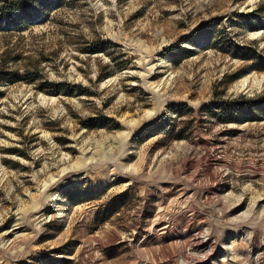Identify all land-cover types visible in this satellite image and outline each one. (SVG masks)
Wrapping results in <instances>:
<instances>
[{"label": "rangeland", "instance_id": "rangeland-1", "mask_svg": "<svg viewBox=\"0 0 264 264\" xmlns=\"http://www.w3.org/2000/svg\"><path fill=\"white\" fill-rule=\"evenodd\" d=\"M5 1L0 264H264V0Z\"/></svg>", "mask_w": 264, "mask_h": 264}, {"label": "bare ground", "instance_id": "bare-ground-1", "mask_svg": "<svg viewBox=\"0 0 264 264\" xmlns=\"http://www.w3.org/2000/svg\"><path fill=\"white\" fill-rule=\"evenodd\" d=\"M149 75V74H148ZM84 165V167H85V163L83 164ZM83 169V168H82ZM82 169H80V171L82 170ZM75 171L77 172L76 174L77 175H79V173H82V172H79V169H77V170H73L71 173H64V172H62L61 173V175H59V179L58 180H56V181H53L50 185H49V187L50 188H52L53 186H54V184L57 182V181H59V180H62L63 178L64 179H68L69 178V176L70 175H72V173H74L75 174ZM70 174V175H69ZM75 174V175H76ZM71 178V177H70ZM76 182V180H73V179H70V180H68L67 182H64L63 183V185L61 186V187H63L64 185H66V186H71V185H73L74 183ZM60 185V184H59ZM55 188V186L53 187V189ZM56 189V188H55ZM58 190V189H57ZM209 231V230H208ZM199 232H200V230H199ZM203 234V233H202ZM206 235H205V237L202 239V240H200V241H198L197 243L199 244V245H201V246H206V245H208L209 246V244H211V243H209L208 242V240H209V232L208 233H205ZM194 262V261H193ZM194 264H196V263H194Z\"/></svg>", "mask_w": 264, "mask_h": 264}, {"label": "trees", "instance_id": "trees-1", "mask_svg": "<svg viewBox=\"0 0 264 264\" xmlns=\"http://www.w3.org/2000/svg\"><path fill=\"white\" fill-rule=\"evenodd\" d=\"M9 11H11L10 6L5 1L0 6V13L5 15V16H8V18H11L10 14H9ZM56 88H59V87L58 86H53V91H50V92H52V94H56L58 92Z\"/></svg>", "mask_w": 264, "mask_h": 264}]
</instances>
